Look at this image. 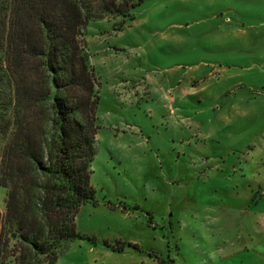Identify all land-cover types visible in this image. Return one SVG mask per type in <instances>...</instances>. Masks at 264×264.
Returning a JSON list of instances; mask_svg holds the SVG:
<instances>
[{
    "label": "rangeland",
    "instance_id": "obj_1",
    "mask_svg": "<svg viewBox=\"0 0 264 264\" xmlns=\"http://www.w3.org/2000/svg\"><path fill=\"white\" fill-rule=\"evenodd\" d=\"M131 2L84 32L95 194L54 264H264V0Z\"/></svg>",
    "mask_w": 264,
    "mask_h": 264
},
{
    "label": "trees",
    "instance_id": "obj_2",
    "mask_svg": "<svg viewBox=\"0 0 264 264\" xmlns=\"http://www.w3.org/2000/svg\"><path fill=\"white\" fill-rule=\"evenodd\" d=\"M131 0H0V264H54L94 201L97 78L84 32Z\"/></svg>",
    "mask_w": 264,
    "mask_h": 264
}]
</instances>
